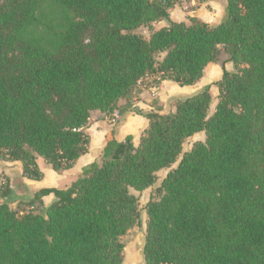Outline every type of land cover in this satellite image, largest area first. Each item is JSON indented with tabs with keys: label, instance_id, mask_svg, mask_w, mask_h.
I'll list each match as a JSON object with an SVG mask.
<instances>
[{
	"label": "trees",
	"instance_id": "16d2710c",
	"mask_svg": "<svg viewBox=\"0 0 264 264\" xmlns=\"http://www.w3.org/2000/svg\"><path fill=\"white\" fill-rule=\"evenodd\" d=\"M45 1L67 14L48 27L50 42L27 37ZM183 1L0 0V159L20 162L29 180L44 178L40 158L72 169L89 151L92 115H113L140 82L193 86L222 54L235 68L223 69L212 115L209 86L173 113L136 110L149 120L139 144L112 140L72 187L38 191L32 207L55 197L46 215L12 210L23 184L6 177L0 264H123V237L142 225L132 191L177 163L146 207L145 263L264 264V0H227L217 26L171 21ZM159 21L168 25L154 30Z\"/></svg>",
	"mask_w": 264,
	"mask_h": 264
},
{
	"label": "crops",
	"instance_id": "0c3cea01",
	"mask_svg": "<svg viewBox=\"0 0 264 264\" xmlns=\"http://www.w3.org/2000/svg\"><path fill=\"white\" fill-rule=\"evenodd\" d=\"M201 8L198 9L199 14L193 16V18L203 19ZM170 19L173 22H177L173 20L172 16H170ZM203 21L206 22L204 19ZM224 67L229 72H235L234 65L231 62H227L225 65L211 63L206 67L202 79L193 86L182 87L173 81H164L158 85L155 83L153 85H146L145 80L140 82L138 86L154 87L144 88L141 92L134 91L129 99L121 101L119 104L120 109L116 113L120 116L117 123L113 122L114 114L108 117L101 116L97 113L92 115L86 130L90 136L89 151L81 156L74 167L68 171L57 173L40 158L38 159V164L44 173V178L41 181H33L22 177L23 167L20 162L11 164L5 162L4 164L7 165L6 172H9V168L12 165H17L16 177L21 180L23 187L21 189L15 187V192L18 189L23 194L30 192L31 195L35 196L38 191L44 188L68 189L72 187L82 178L85 167L92 164H102L103 151L110 141L115 140L118 143H123L128 137H132L133 144L135 146L139 144L144 131L149 126V120L144 115L138 114L136 110H141L144 114L151 112L169 114L175 112L176 103L179 100L194 96L208 86L210 87L211 95H213V93L218 91L216 84L223 78ZM171 99L175 100L170 102ZM6 175L9 174L7 173ZM9 178L16 179L14 176ZM54 201V195L44 197V207H49Z\"/></svg>",
	"mask_w": 264,
	"mask_h": 264
},
{
	"label": "rangeland",
	"instance_id": "374dc122",
	"mask_svg": "<svg viewBox=\"0 0 264 264\" xmlns=\"http://www.w3.org/2000/svg\"><path fill=\"white\" fill-rule=\"evenodd\" d=\"M210 4V5H207ZM202 7V8H201ZM227 7V0H210L206 2H199L197 0H187L177 4L173 9L170 10V16H172L173 20L179 23L190 24L191 19L193 16H197L199 13V8H201L203 13V19L208 22V24L212 26L219 25L224 16H225V9ZM200 11V12H201ZM39 18L41 20V26L36 29H30L27 33L28 38L33 39H42L46 42L52 41L50 35H47L46 32L48 31L49 26L61 28L64 26L67 18V14H65L60 8L55 6L50 2H43L39 8ZM202 19V21H203ZM201 20V19H200ZM167 21H159L155 22L152 27L154 30H159L164 26H167ZM137 33L145 36L146 38H150L151 30L148 27H141L137 31ZM228 56L226 54H222L220 57V64L226 60ZM154 81L145 80L146 85H153ZM154 87V86H137L135 91L141 92L144 88ZM216 89V88H215ZM212 104L209 111V114L212 115L215 112L217 103H218V96L219 92L213 93L212 95ZM175 99H171L172 102ZM170 106V104H169ZM120 109V108H119ZM169 110V109H168ZM117 113V112H115ZM114 113V114H115ZM206 135L205 133L197 134L191 138H189L183 147V154L188 153L192 150V147L195 142L198 141H205ZM181 159V157H180ZM180 161V160H179ZM14 163L8 162L3 159H0V188L6 182V177H13L17 179V165H12L9 169V172H6L7 165L4 163ZM178 166V163L175 164L170 169H165L158 173V180L156 184L144 191V192H137L132 191L133 194L139 199L140 204V219H141V226H135L127 235L123 237V242L125 243V259L123 264H146L144 259V245H145V237H146V223H147V212L146 207L148 202L150 201L151 197L155 195L156 189L161 186L163 179L167 176V174ZM9 175H6V174ZM21 189L20 187H17ZM16 189L17 192V200L16 202H10L9 206L12 210H19V211H26V212H34V213H42L46 215L45 207L42 209L41 206L37 205L32 207L30 202L33 200L34 196L28 192V194H23L20 190ZM5 202V200L0 198V203Z\"/></svg>",
	"mask_w": 264,
	"mask_h": 264
},
{
	"label": "built area",
	"instance_id": "2783aa9c",
	"mask_svg": "<svg viewBox=\"0 0 264 264\" xmlns=\"http://www.w3.org/2000/svg\"><path fill=\"white\" fill-rule=\"evenodd\" d=\"M113 117H114L113 122H114V123H117V122L119 121V117H120V116H119L118 114L115 113Z\"/></svg>",
	"mask_w": 264,
	"mask_h": 264
}]
</instances>
